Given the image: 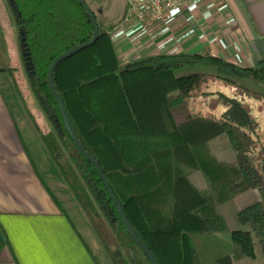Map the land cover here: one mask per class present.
Listing matches in <instances>:
<instances>
[{
	"label": "trees",
	"instance_id": "obj_1",
	"mask_svg": "<svg viewBox=\"0 0 264 264\" xmlns=\"http://www.w3.org/2000/svg\"><path fill=\"white\" fill-rule=\"evenodd\" d=\"M3 2L13 21L19 65L0 63V95L34 173L96 261L149 264L94 166L65 132L48 87L50 62L92 37L85 11L76 0ZM93 13L95 42L61 60L52 83L78 141L100 166L137 237L158 264H197L200 242L216 241L217 233L227 231L217 206L255 190L258 199L235 212L248 230L234 231L231 253L213 261L234 264L252 256L254 240L264 259V147L256 150L257 126L249 109L224 95L231 104L218 117L189 113L184 105L209 78L263 81L264 57L254 67L185 53L121 65L111 25ZM221 134L234 153L231 162L209 150L208 141ZM191 170L202 174L207 190L191 184Z\"/></svg>",
	"mask_w": 264,
	"mask_h": 264
},
{
	"label": "crops",
	"instance_id": "obj_2",
	"mask_svg": "<svg viewBox=\"0 0 264 264\" xmlns=\"http://www.w3.org/2000/svg\"><path fill=\"white\" fill-rule=\"evenodd\" d=\"M104 11L112 24V43L121 65L153 55L185 53L211 54L239 67H254L264 57V0H197L171 27L141 28L132 19L124 20L123 0L113 9L103 7ZM249 82L244 86L247 95L264 92V80ZM204 93H210L204 99L212 103L211 109L221 103L211 91ZM208 147L218 160L233 161L229 154L224 159L230 147L225 134L209 140ZM188 179L196 189L207 190L199 171H189ZM257 199L255 190H247L220 204H229L219 212L228 235L248 230L232 217L241 202L249 204ZM228 217L230 222H226ZM76 230L34 173L0 95V264H109L92 257Z\"/></svg>",
	"mask_w": 264,
	"mask_h": 264
},
{
	"label": "rangeland",
	"instance_id": "obj_3",
	"mask_svg": "<svg viewBox=\"0 0 264 264\" xmlns=\"http://www.w3.org/2000/svg\"><path fill=\"white\" fill-rule=\"evenodd\" d=\"M4 1V0H3ZM0 2V63L2 65L9 64L12 67L17 68L19 65V54L18 48L15 39V29L13 25V21L9 15L8 9L5 3ZM86 3L88 2L94 9L99 20L105 25H112L107 20V15L102 12L103 7L108 10L116 7L118 0H84ZM124 1V0H123ZM87 5L89 6V4ZM125 4V2H124ZM101 9V11H100ZM104 14V15H103ZM235 78V83H224L221 80L209 78L205 83H203L196 91L192 92L189 98L186 100L185 105H188V109L186 110L189 113L193 114H208L210 117H218V114L222 113L228 105L231 103H224L221 99V96L224 95L228 98H235L241 101L250 111V115L254 122L256 123L257 129V144L256 150L261 146L264 147V92L259 94V96L247 95L241 87L249 86L251 81L249 78L242 80ZM248 80V81H247ZM211 91L214 97L220 101L221 103H216V107L211 109L212 103H205L204 95L210 93H204L205 91ZM202 99L204 102H202ZM200 105V106H199ZM255 150V151H256ZM224 159L227 158L228 154L233 158V151L229 147L228 150L224 152ZM220 205V204H219ZM217 206L218 212L221 211V208H227L229 204H225L223 206ZM244 202H241L239 205V209L244 207ZM238 205H236L237 208ZM234 223H238L235 219V214L233 215ZM228 217L226 222L229 221ZM76 227L80 229L82 234L84 235L79 223L77 221L74 222ZM239 224V223H238ZM231 226V225H229ZM247 227V226H246ZM227 232V231H226ZM226 232L217 233L215 235V239L213 238V242H205L201 241L199 244V253L201 257H199V262L197 264H216L213 261L214 257L221 256L225 253L230 254L232 251V244L234 243L232 235L227 234ZM242 232V231H239ZM218 235V236H217ZM221 235V236H220ZM254 254L252 256H243L242 258L233 261L234 264H264V259L262 257L261 251L259 249L258 244L254 240L253 247Z\"/></svg>",
	"mask_w": 264,
	"mask_h": 264
},
{
	"label": "water",
	"instance_id": "obj_4",
	"mask_svg": "<svg viewBox=\"0 0 264 264\" xmlns=\"http://www.w3.org/2000/svg\"><path fill=\"white\" fill-rule=\"evenodd\" d=\"M78 2V4L83 8V10L85 11L91 25L93 28V33H92V37L89 41L84 42L79 44L78 46L71 48L63 53H61L60 55H58L57 57H55L49 64L48 69H47V83H48V87L49 90L51 92V94L54 97V100L57 104L58 110H59V114H60V118H61V122L63 125V128L65 130V132L67 133V135L69 136V138L71 139V141L73 142L75 148L77 149V151L79 153H81V155H83L95 168L100 180L102 181L104 187L106 188L110 199L112 200V203L117 211L118 217L126 231V233L128 234V236L130 237L131 241L141 250V252L144 254V256L146 257V259L148 260L149 264H158V262L156 261L155 257L153 256V254L150 252V250L144 245V243H142V241L137 237V235L135 234V232L133 231L124 211L121 208V205L119 204L118 200L116 199V197L114 196L108 181L106 180L100 166L98 165V163L90 156L88 155V153L84 150V148L82 147V145L80 144V142L78 141L72 127L71 124L69 122V118L67 116L66 110L64 108V105L62 103V100L60 99V97L58 96V94L56 93L53 83H52V72L54 70V68L56 67V65L63 59L71 56L72 54L78 52L79 50L86 48L88 46H91L96 38H97V34H98V24L97 21L95 19V15L92 11V9L87 5V3L84 0H76Z\"/></svg>",
	"mask_w": 264,
	"mask_h": 264
},
{
	"label": "built area",
	"instance_id": "obj_5",
	"mask_svg": "<svg viewBox=\"0 0 264 264\" xmlns=\"http://www.w3.org/2000/svg\"><path fill=\"white\" fill-rule=\"evenodd\" d=\"M197 0H124V20L132 19L141 28L171 27ZM113 33V32H112Z\"/></svg>",
	"mask_w": 264,
	"mask_h": 264
}]
</instances>
